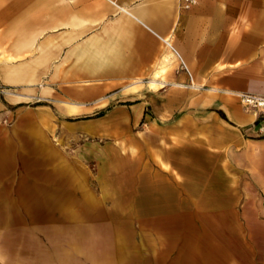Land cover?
<instances>
[{"label":"crops","instance_id":"1","mask_svg":"<svg viewBox=\"0 0 264 264\" xmlns=\"http://www.w3.org/2000/svg\"><path fill=\"white\" fill-rule=\"evenodd\" d=\"M239 92L264 95V0H0V202L78 220L111 183L165 220L215 197L264 212V115Z\"/></svg>","mask_w":264,"mask_h":264},{"label":"rangeland","instance_id":"2","mask_svg":"<svg viewBox=\"0 0 264 264\" xmlns=\"http://www.w3.org/2000/svg\"><path fill=\"white\" fill-rule=\"evenodd\" d=\"M178 8L191 9H181L179 0ZM82 142L72 141L74 162L91 166L96 174L94 161L82 160L79 154ZM29 168L33 169L31 164ZM106 176L113 180L112 173ZM112 191L110 183L99 214L96 207L83 211L74 203L78 220L64 218L55 205L41 210L28 195L26 202H0V264H264V212L258 203H227L215 197L217 202L186 205L181 218L165 220L157 217L152 205L149 210L144 203L131 205L128 187L114 196ZM56 228L82 229V250H55L56 242L65 239L54 234ZM145 228L157 235H132ZM119 241L131 244L133 250L114 249Z\"/></svg>","mask_w":264,"mask_h":264},{"label":"built area","instance_id":"3","mask_svg":"<svg viewBox=\"0 0 264 264\" xmlns=\"http://www.w3.org/2000/svg\"><path fill=\"white\" fill-rule=\"evenodd\" d=\"M196 3L197 0H179V6L184 10L190 9ZM235 96L238 98L244 109L264 115V95L239 92L235 93Z\"/></svg>","mask_w":264,"mask_h":264},{"label":"bare ground","instance_id":"4","mask_svg":"<svg viewBox=\"0 0 264 264\" xmlns=\"http://www.w3.org/2000/svg\"><path fill=\"white\" fill-rule=\"evenodd\" d=\"M35 147V146H34ZM33 148V147H32ZM31 149V148H30Z\"/></svg>","mask_w":264,"mask_h":264}]
</instances>
